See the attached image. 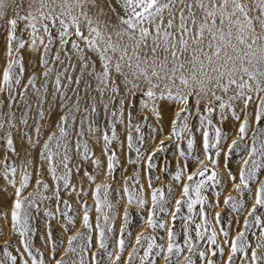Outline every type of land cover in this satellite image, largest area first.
Masks as SVG:
<instances>
[{
  "label": "snow or ice",
  "instance_id": "obj_1",
  "mask_svg": "<svg viewBox=\"0 0 264 264\" xmlns=\"http://www.w3.org/2000/svg\"><path fill=\"white\" fill-rule=\"evenodd\" d=\"M9 7V0H0V20L5 19ZM18 21L23 22L22 30L27 32V40L17 35ZM6 24L7 59L0 72V95L5 98L0 99V151L3 152L0 179L14 192L10 194L12 203L8 210L0 211V219L8 221L10 218V229L19 237L20 247H16L13 254L9 250L11 244L6 241L0 248V264H18V261L19 264H46L44 253L39 249L33 251L34 227L29 209L40 213L38 202L49 200L56 201L59 213L57 216L53 211H44L45 247L49 248L51 264H67L63 257L57 259L58 248L63 249L65 255L79 249V264H85L83 254L92 251L89 245L93 224L89 213L93 206L85 199L89 191L95 200L94 210L98 214L95 227L99 230L97 244L100 255H103L108 248L106 230H112L107 211L113 207L109 200L111 183H96V175L85 171L89 181L85 190L82 182L79 187L73 185L71 177L73 172L82 170L83 162L90 160L106 179L115 180L119 164L116 149L111 147L113 141H118L115 121L111 134L106 131L102 136L106 167L102 168L101 160L95 157L85 138L93 135V122L89 117L96 113L98 104L103 105L106 115L119 117L120 122L125 123L124 106L127 103L126 146L136 153V159L129 157L128 162L140 164L143 160L149 170L154 167L152 157L165 151V140L154 144L148 155L142 154L141 148L134 145L132 130L140 133V125L133 123L131 111L136 107L137 96L141 113H151L157 121L162 120L159 102L171 101L179 106L166 139L178 142L179 155L185 161L183 165L177 164L172 176L181 191L179 198H175L169 184L166 195L164 187H156L153 177L148 174L145 182L150 190L149 202L145 199L144 185L140 183V172L125 176L122 190L127 205L145 209L148 213L145 223L153 232L163 229L166 243H157L155 235L141 232L135 236L137 247L126 246L130 212L125 207L116 242L118 251L108 253V264L121 261L125 252L127 259L121 264H133L134 257L139 258L140 264H156L154 256L160 257L165 264H196L194 257L203 259L205 264H216L211 257L218 253L225 256V246L228 252L222 264H264V220L261 219L264 216V179H261L264 175V0H115V4L112 0H27V14L21 16L16 12ZM25 49L39 53L41 69L39 73H30L26 81L21 55ZM41 79L44 83L38 87L37 82ZM49 83L52 85L51 102L48 100ZM29 92L37 98V114L41 120L45 119V104L49 105V118L53 110L58 114L51 126L55 130L50 128L46 139L42 138L39 124L31 125L30 132H21L17 116L12 111L17 96L26 102ZM5 100L8 102L7 112L3 111ZM190 100L199 119L203 145V157L193 156L197 165L194 171H189L187 165L196 144V136L188 124L193 112L189 107ZM117 101L118 107L109 113V105H116ZM202 101L206 102L203 111L200 109ZM237 105L242 106L237 108ZM250 105H255L254 111L248 110ZM30 111L31 105H27L19 118V123L25 127L29 126L27 113ZM80 113L85 115H81L78 121L77 114ZM213 113L218 115L221 124L229 116L239 122V140L248 137L250 143L239 145L237 139H232L225 148L222 142L228 136L213 122ZM143 119L146 121L147 115ZM186 133V148L180 147L179 142L184 140ZM14 134L31 149H39L37 163L34 164L32 159L25 160L28 167L36 169L35 192H27L32 173L25 167L18 169L10 158L20 155ZM136 140L142 143L144 136L138 135ZM117 147L123 149L125 145L118 142ZM236 149L246 152L241 158L239 183L228 169V160ZM73 152L78 158L76 163H73ZM222 154L233 190L242 198L246 193L252 196L250 208L243 199L231 195L223 201L230 211L240 213L243 209L252 218L251 221L244 220L243 230L234 237L224 226L217 231L204 209L208 198L202 190L209 186V182L211 185L220 182L221 174L217 169ZM205 160L210 161L211 170ZM18 171L19 180L16 179ZM44 171L50 177L51 185L45 182ZM159 179L155 177V180ZM129 181L138 185L135 191ZM0 191L7 193V187L0 185ZM49 191L52 195H45ZM61 191L80 200L83 208L80 224L86 231L76 230V218L61 210V204L64 209L71 208L67 200L61 199ZM219 197L220 192H217L216 202L209 205L211 208L220 207ZM121 199H124L123 195ZM197 205H200L198 213ZM185 207L193 215H184ZM158 214H165L168 219ZM196 216L201 222H196ZM101 219L105 226H101ZM178 219L181 220L180 229L176 228ZM214 219L220 223V211L215 212ZM52 220H58L66 233L74 231V235L67 237L66 248L63 240L58 243L53 238ZM255 225L260 226V235L255 241H249L247 233ZM220 235L224 237L222 244ZM127 247H131V251H127ZM140 249H143L142 256ZM90 264H100L95 251H92Z\"/></svg>",
  "mask_w": 264,
  "mask_h": 264
},
{
  "label": "rangeland",
  "instance_id": "obj_2",
  "mask_svg": "<svg viewBox=\"0 0 264 264\" xmlns=\"http://www.w3.org/2000/svg\"><path fill=\"white\" fill-rule=\"evenodd\" d=\"M11 7L7 10V16L5 19L0 20V72H2V68L5 65V61L7 59L6 54V20L8 18H12L15 16L16 12H19V15L23 16L27 14V6H21L20 4H13L12 2H9ZM26 4V3H25ZM20 24V27L17 30V35L22 36L25 40L28 39V34L26 31H23V22L18 21ZM42 34V33H41ZM53 35H55V31H53ZM15 48V44L13 45ZM15 55V53L13 54ZM21 55L24 57V78L25 81L27 77L32 72L39 73L41 71L39 67V53H32L30 50H22ZM44 81L41 79L37 82V86L39 87ZM49 94H48V100L49 102L52 101V85L49 83ZM219 94V93H218ZM0 99H5L3 95H0ZM36 96L35 94L29 92L28 93V99L25 102L24 100H21L19 96H17V102L13 104L12 111L15 112L17 116V124L20 127L21 132L23 131H31V125L33 124H39L41 125V135L42 138L46 139L47 135L49 134V130L52 126V124L55 122L56 119H58V114L55 110H53V113L51 115V118L48 116V108L49 105H44V112H45V119L41 120L40 117L37 114V105H36ZM160 107L162 110V120L157 121L155 117L152 116L151 113L144 112L141 113L140 105H139V96L136 98V107L132 108V114H133V123L140 125V133H137L135 129L132 130V136H133V143L135 146H139L141 148V152L144 155H148L150 153V150L154 144H159V141L161 139L165 140V151L163 152H157L155 156L152 157L154 161V167L152 169L147 168V162L141 161L140 164H133L128 162V158L131 157V159H136V153L135 151H129L127 149V141L126 136L128 134V129L126 128V117L128 112V105L125 104V123L120 122L119 117H112L110 114L106 115L103 110V105L98 104L97 105V111L96 113L89 117V119L93 122V135L91 137H85L88 140V144L90 148L92 149L93 153L95 154V157H98L101 160L102 168L106 167V157L102 153V146H103V139L102 136L104 132H108L109 135L111 134V126L113 121H115L116 127L115 131L118 136V141H113L111 147L113 149H116L117 156L119 158V164L115 170V180H109L106 179L103 172L99 171L95 168V166L91 163V161H85L83 162L82 170L79 173L73 172L71 177V182L73 185H77L79 187V184L82 182L85 190L88 189L89 181L84 175L85 171H88L94 175H96V183L104 184V183H111V190L109 193V200L112 202V209L107 210L108 215L111 217V220L109 221V225L112 227L111 231L106 230V238L108 243V248L103 252V255H100V250L98 248V232L99 230L96 229V217L97 213L94 210V204L95 200L92 195V192L89 191L88 196L85 198L87 201V204L90 206H93V210L89 213V216L91 218L92 224H93V231L91 232V245L89 247L92 249V251L97 252L98 259L100 260V264H108V253L112 252L113 250L118 251V248L116 247V242L119 239L120 233L119 229L122 226L123 220V211L124 208L127 207L130 212V221L126 229L125 233V241L126 246L131 247H137L135 245V236L141 232H143L145 235H155L157 243H166V233L163 229H156L155 232L145 223V217L147 216V211L145 209H137L134 205H127L126 203V195L123 193V178L125 176H132L135 171L140 172V183L144 185L145 188V199H149L150 202V196L149 192L150 190L147 187V184L145 182V178L148 174H151L153 177V183L156 187H164L166 195L168 194L167 185L171 184V187L173 188V195L175 198H179V193L181 191L180 186L172 181V176L175 174V171L177 169V164L183 165L185 163L184 158L179 155L178 149H177V141L174 139H166L168 134L171 132V121L174 118V112L179 107L175 103L171 101H161ZM205 101H202L200 104V109L203 111L205 107ZM31 105V111L27 113L28 118V127H25L19 123V118L21 116V113L25 112L26 106ZM215 106V105H213ZM242 105H237V108L241 107ZM118 107V101L116 105H109V113L113 110V108ZM189 107L193 109L192 116L188 120L189 127L192 129L193 133L196 136V144L194 147V150L191 155H189V158L187 160L188 170L194 171L197 167L196 163L193 160V156H201L203 157V145H202V137L200 135V129L198 127L199 125V119L195 112V106L193 102L190 100ZM255 105H250L249 111H254ZM4 112L8 111V102L5 100ZM81 115H85L84 113L77 114V120L79 121ZM147 115L148 119L145 121L143 119V116ZM243 116V114H241ZM212 120L213 122L221 127L225 134H227L228 139L223 143V146L226 148L227 145L231 144L232 139H237L239 145L250 143V140L248 137H245L244 140H239V137L237 135V129L239 127V122L235 121L234 119L229 116L227 119L223 121L221 124L219 121V117L216 113L212 114ZM51 130H55L54 128H51ZM138 135L144 136V141L142 143H138L136 138ZM99 138V139H97ZM14 139L16 140V147L17 151L20 153L19 157H10L12 160L15 161V164L17 165L18 169L21 167L27 168L29 172L32 173V181L31 186L27 189V192H35V180H36V169L34 167H28L25 164L26 159H32L34 164L38 162V152L39 149H31L30 146L24 142L21 141L19 136L17 134H14ZM118 142H123L125 147L123 149H120L117 147ZM186 142H187V133L185 134L184 140L180 143V147L186 148ZM31 152V155H28V153ZM73 155V163H76L78 158L75 156V153H72ZM246 155L245 151L236 149L233 151L230 159L228 160V169L231 170L232 175L236 176V182L239 183V170L241 168V158ZM3 156V152L0 151V157ZM221 163L220 167L217 169V171L221 174L220 175V182L216 185H211V182H209V186L202 190V194L207 196L208 203L204 206L205 211L208 214V218L213 226L217 228V231H219L221 226H224L226 230L230 232V236L234 237L237 232L243 230V222L245 219H249L251 221V217H248L244 210L242 209L240 213H236L233 211H230L229 208L224 206L223 201L226 196L231 195L235 197L236 199H243L246 202V207L250 208L252 204V196L249 193H246L245 196L242 198L239 196V194L233 190L232 187V181L228 177V172L224 169V157L223 154L221 155ZM205 164L209 167L211 170V163L210 161L205 160ZM167 166V171L165 172L164 169ZM210 174V172L208 173ZM206 174V175H208ZM160 177L159 181L155 180V177ZM43 178L45 182L52 184V181L50 177L48 176L47 172H43ZM17 180L20 179L19 171L16 177ZM196 179H203L202 177H197ZM261 179H264V175H261ZM0 185L7 187V193L0 191V211H7L9 206L12 203V197L11 193L14 192V189H12L10 186H7L5 182L0 179ZM129 186L132 188L133 191L136 190L138 185H135L132 183V181H129ZM94 188L95 185H92ZM254 187V186H253ZM220 192V207L213 209L209 205L214 204L216 202V193ZM47 196H51L52 192L49 191L45 193ZM124 196V199H121V196ZM61 199L67 200L68 203L71 205L70 209H64L63 204L60 205L61 210L67 211L68 215L73 216L76 218V230L79 231H86V229L81 227L80 224V218L83 214V208L82 204L80 203V200L76 198L75 195H67L64 191H61ZM169 199L172 200V196H169ZM39 207L41 209L40 213H36L34 210L29 209V212L32 216V220L30 221L34 227V232L32 234V244H33V251L35 253L36 249H39L40 252L44 253V258L46 261V264H51V260L49 259V248L45 247V240L47 239V228H46V218L44 216L45 210L53 211L54 213L59 216V213L57 212V209L55 207L56 201L55 200H49L46 202H38ZM174 203V200H173ZM171 206V205H169ZM200 208V205L196 206V212L198 213V210ZM216 211L221 212L222 219L219 224L215 222L214 215ZM184 215H193L189 214L187 212L186 207L183 209ZM161 215L163 218L168 219L165 214H158ZM179 215V214H178ZM261 219L264 220V216H261ZM196 222H201L199 217L196 216ZM176 228L180 229L181 227V220L178 219L176 222ZM230 224V226H229ZM101 226L104 225V221L101 219ZM51 227L53 232V238L57 240L59 243L60 240L64 241V248L67 247V237L69 235H74V231L71 232H65L63 229V226L58 220H52L51 221ZM72 226L69 225V228ZM260 226L255 225L251 227L247 233L249 241H255V239L260 235ZM130 233V235L128 234ZM255 234V235H254ZM165 238V239H162ZM224 240V237L222 235L219 236V241L222 244ZM9 242L11 244V247L9 248L10 251H13V254H15V248L20 247L19 243V237L14 234L10 229V218L8 221H5L3 219H0V248H3L5 245V242ZM200 243L199 241H197ZM146 243V242H145ZM206 243V242H205ZM131 247H127V251H131ZM210 247V246H209ZM21 251H23V248L21 247ZM92 251H89L87 253H84V259L85 264H90L92 260ZM228 252L227 246H225V256L221 257L219 253L215 257H211L214 261H216V264H222L223 260L226 259V255ZM80 251L77 249V252L72 253L69 252L67 255H65L63 249L57 250L56 257L59 259L60 257H63L65 261H67V264H79V257H80ZM140 255H143V249H140ZM2 258V256H0ZM127 259V252L121 255V261H125ZM153 259H155L156 264H165L164 261L161 260L160 257L154 256ZM196 264H205L203 259H197ZM121 261H117L116 264H121ZM19 264V261H18ZM133 264H140L139 258L134 257Z\"/></svg>",
  "mask_w": 264,
  "mask_h": 264
},
{
  "label": "bare ground",
  "instance_id": "obj_3",
  "mask_svg": "<svg viewBox=\"0 0 264 264\" xmlns=\"http://www.w3.org/2000/svg\"><path fill=\"white\" fill-rule=\"evenodd\" d=\"M9 2H12L13 4H20L21 6H27V0H9ZM112 2L115 4V0H112ZM119 10L120 9L117 7V11Z\"/></svg>",
  "mask_w": 264,
  "mask_h": 264
}]
</instances>
